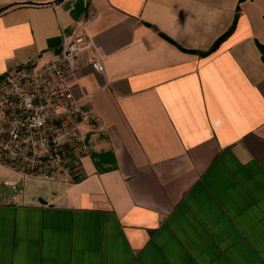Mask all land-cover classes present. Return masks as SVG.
<instances>
[{"label": "crops", "instance_id": "crops-1", "mask_svg": "<svg viewBox=\"0 0 264 264\" xmlns=\"http://www.w3.org/2000/svg\"><path fill=\"white\" fill-rule=\"evenodd\" d=\"M83 30L79 176L0 163V264H264V0H0V76Z\"/></svg>", "mask_w": 264, "mask_h": 264}, {"label": "built area", "instance_id": "built-area-1", "mask_svg": "<svg viewBox=\"0 0 264 264\" xmlns=\"http://www.w3.org/2000/svg\"><path fill=\"white\" fill-rule=\"evenodd\" d=\"M84 51L92 68L101 71L93 41L73 29L44 64L25 63L0 76V163L43 179L79 176L85 148L81 128L94 130L100 121L81 106L66 81Z\"/></svg>", "mask_w": 264, "mask_h": 264}, {"label": "trees", "instance_id": "trees-1", "mask_svg": "<svg viewBox=\"0 0 264 264\" xmlns=\"http://www.w3.org/2000/svg\"><path fill=\"white\" fill-rule=\"evenodd\" d=\"M262 57H264V46H261Z\"/></svg>", "mask_w": 264, "mask_h": 264}, {"label": "rangeland", "instance_id": "rangeland-1", "mask_svg": "<svg viewBox=\"0 0 264 264\" xmlns=\"http://www.w3.org/2000/svg\"><path fill=\"white\" fill-rule=\"evenodd\" d=\"M35 178H37V177H35Z\"/></svg>", "mask_w": 264, "mask_h": 264}]
</instances>
